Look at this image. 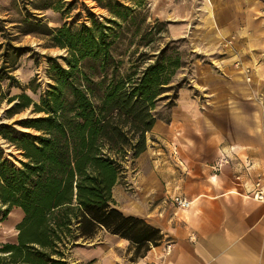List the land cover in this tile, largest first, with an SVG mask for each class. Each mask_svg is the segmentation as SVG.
<instances>
[{
	"label": "trees",
	"instance_id": "16d2710c",
	"mask_svg": "<svg viewBox=\"0 0 264 264\" xmlns=\"http://www.w3.org/2000/svg\"><path fill=\"white\" fill-rule=\"evenodd\" d=\"M109 1L105 8L114 19L105 23L94 19L91 27L65 23L49 28L39 17L26 20L53 46L68 49L69 56L64 59L67 68L50 58L54 84L40 103L25 94L9 97L0 92V103L14 104L7 111L9 119L32 106L34 113L43 114L17 123L36 133L0 123V138L23 157L18 167L0 146L3 217L14 207L25 213L17 242L0 246V264H70L69 251L77 242L94 238L102 229L144 253L163 240L159 229L117 208L113 188L129 164L147 150V136L157 122L171 121V115L160 116L158 107L167 101V107L176 106L182 86L175 77L188 63L185 55L167 45L148 58L153 63L141 69L134 61L122 75V63L112 54L118 38L115 26H121L117 20L128 21L133 10L118 0ZM52 6L62 11L60 2L38 10ZM14 50L18 55L25 52L20 47ZM84 64L99 72L100 79L86 74ZM7 69L5 65L0 71V89L5 81L8 87L21 88Z\"/></svg>",
	"mask_w": 264,
	"mask_h": 264
},
{
	"label": "crops",
	"instance_id": "0c3cea01",
	"mask_svg": "<svg viewBox=\"0 0 264 264\" xmlns=\"http://www.w3.org/2000/svg\"><path fill=\"white\" fill-rule=\"evenodd\" d=\"M196 1L173 0L170 13L182 23L173 32L191 35L216 67L198 68L194 93L180 90L171 121L157 122L113 199L125 215L163 234L161 246L136 264H264V201L252 194L257 183L264 191V0ZM191 13H217L218 24L209 19L193 31ZM176 197L191 201L190 208H179ZM5 209L0 205V246L17 242L25 218L19 207L4 218ZM92 257L114 264L96 250Z\"/></svg>",
	"mask_w": 264,
	"mask_h": 264
},
{
	"label": "rangeland",
	"instance_id": "374dc122",
	"mask_svg": "<svg viewBox=\"0 0 264 264\" xmlns=\"http://www.w3.org/2000/svg\"><path fill=\"white\" fill-rule=\"evenodd\" d=\"M118 1L133 10L128 21L117 20L121 26H115L118 38L113 45L112 54L122 63L121 74L124 75L134 61L142 65L141 69L153 63V60L148 58L159 54L160 50L169 45L185 55L188 63L186 68L178 72L175 82L181 83L182 89H189L193 93L198 90L196 85L198 68L210 63L216 67V64L207 55L195 49L191 35L183 36L173 32V26L182 24L179 19L174 18L173 13H170L173 12V0ZM58 2L62 6L61 12L56 11L53 6L38 10V7L46 3L55 5ZM109 3V0H0V71L6 65L9 68L7 70L12 71L9 75L15 77L21 84V88L8 87V81H5L0 92L3 95L8 94L9 97L25 94L34 103H40L43 94L50 85L54 84L50 73V58L57 59L63 67L67 68L64 59L69 56L68 49L53 46L49 38L35 32L41 29L27 25L26 20L29 16L41 18L42 25H47L49 28H59L65 23L72 24L74 27L83 24L91 27L94 19L102 23L114 19L110 10L105 8ZM195 3L200 4L196 0ZM209 19L214 24H218L219 15L191 13V28L196 31ZM29 29L34 33H27ZM145 34H148L147 38H141ZM19 47L25 49L21 55L14 50ZM143 54H145L144 57ZM83 66H85L83 71L86 74L92 75L94 80L100 79L96 76L99 72L91 71L89 65ZM167 102H162L158 107V113L164 119L169 118L172 111L170 107H167ZM13 105L7 100L0 103V123L14 125L20 131L36 133L33 130L23 129L17 123L23 119L43 116V114L34 113L32 106L9 119L7 111ZM151 133L148 134L147 140L148 138L153 140ZM0 146L5 150L7 158L20 167V161L23 160L21 152L2 138H0ZM133 165L129 164L130 167ZM159 246L161 244L150 245L151 248ZM95 250L108 257H114V264H136L137 258L146 254L145 249L136 251L132 247L123 248L112 243L110 234L102 229L94 238L78 241L77 246L69 251L68 261L70 264H95L99 259V257L97 259L92 257Z\"/></svg>",
	"mask_w": 264,
	"mask_h": 264
},
{
	"label": "built area",
	"instance_id": "2783aa9c",
	"mask_svg": "<svg viewBox=\"0 0 264 264\" xmlns=\"http://www.w3.org/2000/svg\"><path fill=\"white\" fill-rule=\"evenodd\" d=\"M223 163H228V160H224ZM221 164V163H220ZM217 169H220V165L216 166ZM254 198L258 201H264V191L261 187L260 183H257L256 190L252 193ZM174 203L181 209H188L191 206V201L186 199L185 197H176L174 199ZM164 252L167 256L171 255L172 253V245L169 243L164 247ZM154 264V263H153Z\"/></svg>",
	"mask_w": 264,
	"mask_h": 264
}]
</instances>
